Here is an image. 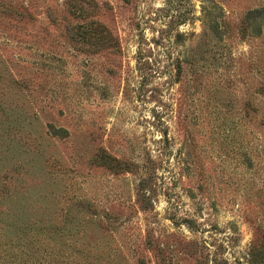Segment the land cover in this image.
<instances>
[{
	"label": "rangeland",
	"instance_id": "rangeland-1",
	"mask_svg": "<svg viewBox=\"0 0 264 264\" xmlns=\"http://www.w3.org/2000/svg\"><path fill=\"white\" fill-rule=\"evenodd\" d=\"M261 8L0 0V212L46 264H264Z\"/></svg>",
	"mask_w": 264,
	"mask_h": 264
},
{
	"label": "trees",
	"instance_id": "trees-1",
	"mask_svg": "<svg viewBox=\"0 0 264 264\" xmlns=\"http://www.w3.org/2000/svg\"><path fill=\"white\" fill-rule=\"evenodd\" d=\"M255 12L260 15L264 12V8L257 9ZM95 158H98L101 164L116 171L130 168L129 163L110 156L104 150H99ZM147 183V177L139 181L143 197L148 192ZM27 214V212L23 213L22 219L18 220L14 213L9 216L0 212V264H46L44 261L46 249L25 243L36 232L34 222L29 220ZM55 264H60V261L57 260Z\"/></svg>",
	"mask_w": 264,
	"mask_h": 264
}]
</instances>
